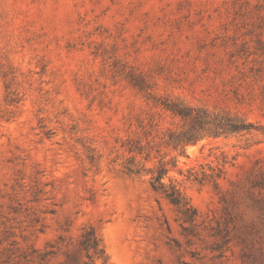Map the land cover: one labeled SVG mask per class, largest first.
Instances as JSON below:
<instances>
[{
  "label": "rangeland",
  "instance_id": "rangeland-1",
  "mask_svg": "<svg viewBox=\"0 0 264 264\" xmlns=\"http://www.w3.org/2000/svg\"><path fill=\"white\" fill-rule=\"evenodd\" d=\"M0 264H264V0H0Z\"/></svg>",
  "mask_w": 264,
  "mask_h": 264
},
{
  "label": "trees",
  "instance_id": "trees-1",
  "mask_svg": "<svg viewBox=\"0 0 264 264\" xmlns=\"http://www.w3.org/2000/svg\"><path fill=\"white\" fill-rule=\"evenodd\" d=\"M162 107L173 116L180 118L184 124V129L181 132H171L169 135V145H172L175 149L181 148L183 152L188 146L196 144L205 137L218 138L223 135L251 133L255 130L253 124L229 114L211 115L205 109L192 108L169 100H166ZM128 171L134 172L132 168H128ZM167 173L165 165H162L158 174L152 178L153 189L164 195L169 203L175 207L188 206V200L176 185L164 184L163 180ZM253 182L252 184H254ZM255 185H263V182L257 180ZM90 235H92V231L86 232L83 235L82 243L86 249L90 247L96 249L97 243L95 240L88 244Z\"/></svg>",
  "mask_w": 264,
  "mask_h": 264
}]
</instances>
